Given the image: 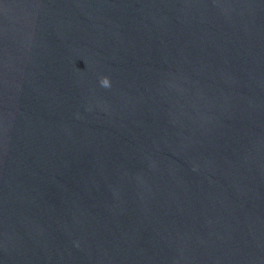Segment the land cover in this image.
I'll return each mask as SVG.
<instances>
[{
  "label": "water",
  "instance_id": "1",
  "mask_svg": "<svg viewBox=\"0 0 264 264\" xmlns=\"http://www.w3.org/2000/svg\"><path fill=\"white\" fill-rule=\"evenodd\" d=\"M0 264H264V0H0Z\"/></svg>",
  "mask_w": 264,
  "mask_h": 264
},
{
  "label": "clouds",
  "instance_id": "2",
  "mask_svg": "<svg viewBox=\"0 0 264 264\" xmlns=\"http://www.w3.org/2000/svg\"><path fill=\"white\" fill-rule=\"evenodd\" d=\"M104 83H105V85H107V81L106 80L104 81Z\"/></svg>",
  "mask_w": 264,
  "mask_h": 264
}]
</instances>
